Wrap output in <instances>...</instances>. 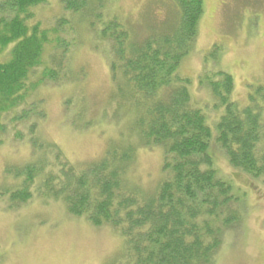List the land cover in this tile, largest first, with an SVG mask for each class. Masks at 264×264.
I'll return each instance as SVG.
<instances>
[{"label":"trees","instance_id":"1","mask_svg":"<svg viewBox=\"0 0 264 264\" xmlns=\"http://www.w3.org/2000/svg\"><path fill=\"white\" fill-rule=\"evenodd\" d=\"M45 3L0 1V145L10 133L4 120L20 108L14 121L25 122L29 132L14 137H27L32 150L31 160L9 177L11 184L0 187V201L14 209L34 198L53 200L70 216L111 227L124 248L120 264H214L225 232L242 222L245 201L241 189L218 174L213 147H220L233 169L264 184V87L239 107L232 76L216 68L207 83L219 113L212 126L180 73L195 47L202 1L169 0L160 19L143 23L107 16L98 38L109 49L110 97L135 141L126 145L118 138L102 156L72 162L39 133L45 116L38 90L73 75L66 56L68 21L57 19L51 27L31 22L32 10ZM61 3L82 18L94 15L97 5ZM141 147L162 152L161 178L150 190L130 181Z\"/></svg>","mask_w":264,"mask_h":264},{"label":"rangeland","instance_id":"2","mask_svg":"<svg viewBox=\"0 0 264 264\" xmlns=\"http://www.w3.org/2000/svg\"><path fill=\"white\" fill-rule=\"evenodd\" d=\"M83 1L97 4L94 15H72L64 10L61 0H46L32 10L31 21L43 27L53 26L60 18L68 21L67 42L71 44L66 56L73 75L70 81L47 83L38 90L45 116L39 133L76 163L102 156L118 138L126 145L135 141V136H127V120L115 114L116 102L110 97L109 49L98 38L102 23L111 15L130 23H143L156 16L160 19L169 3L102 0L97 8L98 0ZM201 1L203 12L195 47L183 61L180 73L189 81L193 104L204 110L213 126L219 113L212 109L207 83L216 68L232 76V97L239 107L248 103V96L258 87H264V0ZM49 46L45 59L52 49ZM212 49L215 52L209 55ZM21 113L18 108L3 122L10 133L0 145V187L11 184L9 177L32 157L27 137H14L17 132H29L25 122L14 121ZM213 151L218 174L241 189L245 201L242 222L225 232L214 264H264V184L233 169L220 147L214 146ZM162 160L160 149L141 147L131 167L130 181L152 189L161 178ZM123 249L115 230L70 216L61 202L34 198L10 209L0 201V264H120Z\"/></svg>","mask_w":264,"mask_h":264}]
</instances>
